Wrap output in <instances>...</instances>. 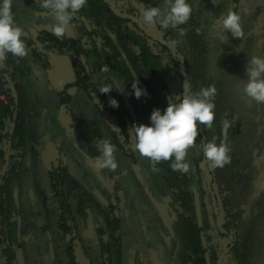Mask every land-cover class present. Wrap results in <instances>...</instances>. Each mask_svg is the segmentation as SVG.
Segmentation results:
<instances>
[{"label": "trees", "instance_id": "obj_1", "mask_svg": "<svg viewBox=\"0 0 264 264\" xmlns=\"http://www.w3.org/2000/svg\"><path fill=\"white\" fill-rule=\"evenodd\" d=\"M139 1L145 7L163 4ZM189 2L193 11L186 24L177 29L157 27L158 33L152 35L140 24L139 9L131 0L121 10L115 0H88L75 16L84 19V25L56 36L52 28L36 25L35 17L46 13L39 0H14L17 24L24 31L36 30L23 36L26 57L8 55L17 78L0 90L4 264H246L256 249L251 243L259 239L255 252L262 255L256 264H264V219L259 210L239 228L234 217L243 218L238 213L225 219V225L216 220L218 234L211 241L203 217L178 213V219L169 223L155 203L167 194L165 189L168 194L173 189L180 207L197 212L201 204L195 196L203 180L212 198L216 195L211 187L217 182L223 192L230 191L225 204L232 199L241 203L256 195L250 175L255 157L264 155V104L243 98L237 87L247 83L245 67L252 57L264 59V26L255 23L264 13V0ZM231 10L241 16L242 40L213 23ZM181 28L183 36L178 34ZM104 65L108 73L100 71ZM58 68L65 69L60 79L55 77ZM3 75L7 77V71L0 70V89ZM135 79L147 97L134 98ZM169 79L180 82L181 92L185 81L193 91L209 84L216 87L214 126L198 125V143L215 137L219 144L223 119L232 121L230 147L236 142L245 149L238 155L230 152V164L214 169L194 146L187 153L189 171L181 175L171 170V161H161L154 172L148 159L138 154L132 125L148 124L153 108L164 109L168 97L179 95L169 92ZM102 85H112V92L100 94ZM110 99L119 107H111ZM103 139L116 146V160L123 164L118 171L121 180L132 181L125 183L122 209L105 171L94 167L93 157L99 155L96 141ZM262 199L257 204L263 208ZM257 227L262 228L260 233Z\"/></svg>", "mask_w": 264, "mask_h": 264}, {"label": "clouds", "instance_id": "obj_2", "mask_svg": "<svg viewBox=\"0 0 264 264\" xmlns=\"http://www.w3.org/2000/svg\"><path fill=\"white\" fill-rule=\"evenodd\" d=\"M87 2L88 0H39V8L53 15L55 22L52 32L56 36H62L74 17L86 7ZM13 3L14 0H0V63H3L9 54L17 58L28 55L26 41L23 39L24 31L16 22ZM192 11L189 0H163L162 6L146 7L142 16L143 21L150 26L177 29L189 21ZM245 11L247 12V9ZM240 21V14L231 10L213 23L219 24L231 37L242 40L245 33ZM199 31L200 29H197L198 33ZM178 34L183 36L184 29L181 28ZM175 43L177 42L173 41V44ZM100 71L108 73L109 67L104 65ZM245 71L248 80L242 86L237 85L240 94L245 99L264 104V59L253 56ZM139 83L138 79L131 83V92L137 100L148 96L146 89L140 87ZM110 92L112 85H102L99 89L100 94ZM216 95L217 89L212 84L193 91L191 84L185 81L180 95L168 97L166 108H153L148 124L132 125L130 135L135 138V149L140 156L148 159L152 171H159L156 165L161 161H171L169 166L173 172L181 175L187 173V153L194 146L201 149L204 159L214 169L231 163L228 130L233 126L232 121L224 119L219 144L216 143L215 137L198 143V125L209 129L214 126ZM109 104L114 109L119 107L116 99H110ZM112 128L119 130L117 126ZM96 149L99 155L93 157L95 169L115 171L118 167L116 146L108 139H103L96 141ZM259 159L264 160V155Z\"/></svg>", "mask_w": 264, "mask_h": 264}, {"label": "rangeland", "instance_id": "obj_3", "mask_svg": "<svg viewBox=\"0 0 264 264\" xmlns=\"http://www.w3.org/2000/svg\"><path fill=\"white\" fill-rule=\"evenodd\" d=\"M129 1L130 0H115L116 8H118L119 10L125 9V7L128 6ZM131 2H133L135 5H137V8L139 9V20H140L139 22H140V24L145 29H147V31H149L152 35H155L156 33H158L157 27L150 26L143 21L142 13H143V10L146 8L145 5L143 3H141L139 0H131ZM35 19H36L35 20L36 25H45V27H48V28H52V25L55 22L53 19V15L50 12L43 13L40 16L35 17ZM256 20L257 21H255V23L257 26H264V13H262L259 17H257ZM84 22H85L84 19H75V17H74L73 21L66 27L64 33L75 32L76 30H78L79 28H81L84 25ZM23 26H24V24H23ZM29 30L30 31H27V30L24 31L23 30L24 36L28 37L30 35V33L32 34L36 30V28H30ZM28 32H30V33H28ZM110 37H115V35L110 34ZM149 43L152 45L153 51L157 52L158 48L155 46L154 42L151 39H149ZM7 61L8 60L6 58V60L3 63H0V70L7 71V77H5L3 75L4 81L2 82V87L0 90L8 89L10 87V83H14L15 79L17 78V71H16L15 66L10 65ZM57 71H58V75H56L55 77L56 78L58 77L60 79L65 74V69L58 68ZM1 74H2V72H1ZM169 80H170L169 92L171 94L178 93L180 95L181 94L180 93L181 92L180 91L181 90L180 82L177 79H169ZM223 121H224V119H223ZM244 149H245V146L241 145L240 143L235 142L232 144L231 152H234L238 155V153H240V151L244 150ZM260 156H262V155L255 157L254 167H252V168H254L253 173L250 175V179H253V181H252L253 182V188H255L256 194L259 193V195H261V193L264 194V160H260L259 159ZM13 162L14 161L11 160L6 171L10 170V167L13 165ZM116 162L118 164V167L115 171H108L107 169H104V171H105V176H106V182L108 185H110L112 195H113V197H115L114 199H117L118 204H119L120 208L122 209L124 206V199L126 196V194H125L126 184L125 183L130 185L132 183V181H131V179H128V178H125L124 181L121 180V178L119 177L118 171H120V168H121V166H123V164L119 163L117 160H116ZM203 182H204L203 187H205L206 182L204 180H203ZM212 187L214 188L216 193L218 192L219 194H221V193L224 194V192H223L224 186H220L218 183L217 184L214 183ZM184 189H187L188 192H190L189 187L185 186ZM172 190L173 189H171L169 194H168L169 189H165L167 194H165L164 196H160V200H156L154 197L155 203L159 207L161 214H164V216L166 217V219L169 223L176 221L178 219V213H184V214L186 213V215H188L189 217H192L196 213L198 216L202 215L199 210L196 212L194 209L191 210L190 208L186 209V208L180 207V202L176 201V197H177L176 192H175V190L174 191H172ZM204 190L207 191L206 187ZM160 193H161V191H160ZM262 196H263L262 201H264V195H262ZM205 197H206V201H207L206 213H207V215H209V219H210L206 223L207 228L205 230V233H206V235L209 236L211 241H214V240H216L215 237L217 236V234H216L217 228H215L216 224H214L215 222H214L212 214L215 212L213 211V209L211 207L210 201L207 199V195H205ZM205 197H204V199H205ZM221 197H222V195H221ZM258 197L259 196H254V197L251 195L248 197L246 196L245 199L243 201H241V203L238 202L237 200L233 199V200H231V202H232V203H230L231 205L230 204L229 205H226V204L223 205L220 203L223 201H220L216 214L219 215L220 219H224L225 216H229V214L232 215L235 211L239 212L237 216L242 217L243 219L234 217V220H237L239 222L238 228L241 225V221L242 222H249L250 221V219H248V218L251 217V214L253 211L256 212L257 210H259L260 213L262 214L261 218L264 219V206H263V204H262L263 208L261 207V205L258 206L257 203L259 201H261V197H260V199ZM195 198L197 199V196H195ZM257 199H259V201ZM237 203H239V204L237 205ZM260 213L257 216H260ZM200 217H202V216H200ZM203 220H204V217H203ZM221 222H223V221L221 220ZM261 229L262 228H260V227L258 228L259 233H260ZM241 231H244V230L241 229ZM259 233L257 232V235H259ZM257 235H255L254 237H256ZM260 241H262V240L259 239L255 242H252L251 243L252 248L255 246V248L257 249L259 246V243H261ZM2 247L3 246L0 245V248H2ZM135 249H136V245L131 246V253H134ZM256 249H253V251L251 250L252 252H250V257L247 259L248 262L246 264H256L257 260L262 255V253H260V251L255 252ZM228 257H227V259H228ZM131 261H132V259H131ZM19 262H20L19 260H16V263H19ZM4 263H5V260L3 259V257L0 254V264H4Z\"/></svg>", "mask_w": 264, "mask_h": 264}, {"label": "flooded vegetation", "instance_id": "obj_4", "mask_svg": "<svg viewBox=\"0 0 264 264\" xmlns=\"http://www.w3.org/2000/svg\"><path fill=\"white\" fill-rule=\"evenodd\" d=\"M35 34V33H34ZM206 182V181H205ZM204 183V182H203ZM215 184H217V182H214ZM213 183V184H214ZM213 184H212V186H213ZM204 186V185H203ZM201 187L200 188V190L198 191L197 190V193H196V191H195V193H196V196H197V200H198V202H200V204L201 205H199V211L201 212V214L202 215H200V216H202V217H204V221L205 222H208L210 219H209V215H207V213H206V207H207V201H206V197H205V195H207V199L210 201V203H211V207H212V209H213V211L215 212V213H213L212 214V216H213V219H214V224H216V220H218L219 222H221V220L223 221V224L224 223H226L227 221H230V220H232V216H233V214H235V213H239V212H234L232 215L231 214H229V216H225L224 217V219H220V217H219V215L218 214H216V212H217V209H218V206H219V202L220 201H223V202H220L221 204H225V202L227 201V199L229 198V196L231 197V195H230V191H225L224 192V194H219L218 192L216 193V191L214 190V188L213 187H211L212 189H213V192H214V194L216 195L214 198H212L211 196H210V190H209V187H208V185H207V183H206V185H205V187H206V189H207V191H205L204 189H205V187ZM188 191V190H187ZM229 193V194H228ZM221 195H222V197H221ZM254 196H259V193H257L256 195H254ZM253 196V197H254ZM204 197H205V199H204ZM229 200V199H228ZM233 200V199H232ZM232 203V202H231ZM203 205V206H202ZM226 205H229L228 204V202H227V204ZM206 213V214H205ZM241 214V213H240ZM193 216H195V215H193ZM217 218V219H216ZM225 219H226V222H225ZM234 222H235V226H236V228L239 226V222L237 221V220H234ZM233 222V223H234ZM238 223V224H237ZM204 225V227H205V229L207 228V224H203ZM225 225V224H224ZM219 226V225H218ZM240 226H242V224L240 225ZM215 228H217V224L215 225ZM242 233V232H241ZM216 234H218V231L216 230ZM241 237V236H240Z\"/></svg>", "mask_w": 264, "mask_h": 264}, {"label": "water", "instance_id": "obj_5", "mask_svg": "<svg viewBox=\"0 0 264 264\" xmlns=\"http://www.w3.org/2000/svg\"><path fill=\"white\" fill-rule=\"evenodd\" d=\"M146 30V29H145Z\"/></svg>", "mask_w": 264, "mask_h": 264}]
</instances>
